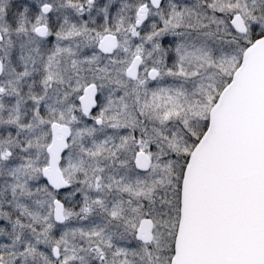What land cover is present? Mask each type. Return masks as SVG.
Here are the masks:
<instances>
[{"label":"snow or ice","instance_id":"snow-or-ice-1","mask_svg":"<svg viewBox=\"0 0 264 264\" xmlns=\"http://www.w3.org/2000/svg\"><path fill=\"white\" fill-rule=\"evenodd\" d=\"M0 264H264V0H0Z\"/></svg>","mask_w":264,"mask_h":264}]
</instances>
